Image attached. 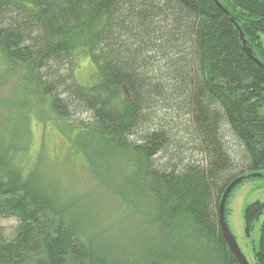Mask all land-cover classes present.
<instances>
[{
	"label": "trees",
	"instance_id": "trees-1",
	"mask_svg": "<svg viewBox=\"0 0 264 264\" xmlns=\"http://www.w3.org/2000/svg\"><path fill=\"white\" fill-rule=\"evenodd\" d=\"M80 51L91 86L75 80ZM0 53L77 131L94 176L130 171L116 196L139 218L101 226L0 137V264H239L219 204L264 169V0H0ZM262 217L256 264L264 203L245 208L248 234Z\"/></svg>",
	"mask_w": 264,
	"mask_h": 264
},
{
	"label": "rangeland",
	"instance_id": "rangeland-1",
	"mask_svg": "<svg viewBox=\"0 0 264 264\" xmlns=\"http://www.w3.org/2000/svg\"><path fill=\"white\" fill-rule=\"evenodd\" d=\"M94 63L89 55L78 52L75 69L77 83L84 87L94 83ZM24 73L22 68L9 67L0 53V137L16 145L12 155L14 163L25 175L38 171L60 191L83 196L87 205L90 202L94 206L101 226L113 230L136 226L139 218H131L127 207L116 196L122 189L129 190L126 183L132 178L130 171L124 168L118 176H114L116 173L110 169L105 178L94 176L90 169V158L77 142V131L70 130L68 121L55 116L49 97L30 87ZM80 118L86 119L85 116ZM227 141L233 155L241 153L235 138L229 135ZM160 158L163 160L164 155H160ZM257 173L260 176L246 179L230 193L227 205L230 230L249 264H256L254 249L259 244L263 221L262 217L247 233L245 208L253 202L264 203V169ZM14 224L13 220L1 222L10 231Z\"/></svg>",
	"mask_w": 264,
	"mask_h": 264
},
{
	"label": "water",
	"instance_id": "water-1",
	"mask_svg": "<svg viewBox=\"0 0 264 264\" xmlns=\"http://www.w3.org/2000/svg\"><path fill=\"white\" fill-rule=\"evenodd\" d=\"M243 37V36H242ZM246 52L248 53L247 55H249L250 57L253 58L251 50L246 48L245 49ZM260 176L258 173H253V174H248V175H244V176H240L238 178H236L235 180H233L232 182H230V184L227 186V188L225 189L220 204H219V222H220V226H221V230L222 233L226 239V242L231 250V252L233 253L235 259L237 260V262L239 264H249L248 260L246 257H244V253L242 252L241 248L239 247L235 237L233 236V233L230 230V225L228 224L227 221V205H228V200L230 197V193H232L234 191V189L240 185V183H243L246 179H251L252 177H258Z\"/></svg>",
	"mask_w": 264,
	"mask_h": 264
}]
</instances>
